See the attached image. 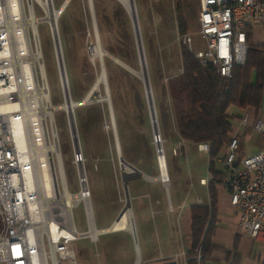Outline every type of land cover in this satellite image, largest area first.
<instances>
[{"label":"rangeland","instance_id":"374dc122","mask_svg":"<svg viewBox=\"0 0 264 264\" xmlns=\"http://www.w3.org/2000/svg\"><path fill=\"white\" fill-rule=\"evenodd\" d=\"M64 1L50 0L52 8L58 11L56 36L50 24L43 19L44 11L34 0L33 15L37 23L34 29L29 27L28 31L30 45L40 51L36 73L40 84L44 77L47 87L44 101L55 108L51 117H44V131L45 138L56 145L51 158L59 190H62V174L66 189L77 193L78 171L81 168L89 192L86 201L90 215L95 228H100L110 225L125 206L124 176H127L130 217L134 227L138 208H147L153 214L154 207H166L171 211V204L176 208L179 203L183 206L178 209L180 215L186 214L176 222L177 215L173 212V221L177 225L175 235L186 249L189 244L188 207L208 200L207 186L201 185L199 178L208 177L209 159L208 153L199 151L196 143L180 139L169 83L181 70V46L189 50L181 37L186 35L191 38L194 51L205 47L198 35V0H179V9L176 0H133L160 138L157 147L143 82L114 61L117 59L129 68L140 70L127 10L118 0H69L61 8ZM25 14H29L27 6ZM178 16L187 23L183 34L178 31ZM97 43L103 54L101 58H92L90 52ZM102 72L104 77L98 89V98L85 102L86 95ZM66 93L74 103H83L73 107L76 140L71 133L66 110L57 108L64 102ZM105 93H108L109 104L102 100ZM116 146L127 163L150 178L157 177L159 173L157 149L162 150L167 165V182L150 181L137 174H122ZM261 146H264L263 136L252 130L243 138L237 153L252 154ZM75 153L81 154L78 162L75 161ZM215 165L218 167L217 163ZM149 211L146 215L142 214L146 217L145 221L148 220L147 228L141 232L138 229L142 257L146 255V249L152 248L145 241L156 240ZM71 213L76 231L85 233L88 224L83 202H78ZM224 228L226 230L228 226L224 225ZM240 234L237 248L242 251L245 264H264V244L255 241L250 244V240ZM115 235V232H106L95 239L88 235L78 238L73 243L76 264H98L103 260L109 264L122 262L126 255L125 241ZM184 261L182 258V264Z\"/></svg>","mask_w":264,"mask_h":264},{"label":"built area","instance_id":"2783aa9c","mask_svg":"<svg viewBox=\"0 0 264 264\" xmlns=\"http://www.w3.org/2000/svg\"><path fill=\"white\" fill-rule=\"evenodd\" d=\"M34 1L43 10L41 4ZM26 6L34 16L33 0H20L24 14ZM7 9V0H0V264H76L73 243L87 235L88 230L85 233L76 231L71 213L73 207L65 215L53 201L41 209V220H33L28 206L27 195L30 187L33 189L32 180L27 181V178L31 179L32 155L24 141L23 132L27 126L17 99L19 91L15 83L18 81L15 79L19 64L9 52L13 37ZM262 23L264 0H198V35L205 47L194 51L191 38L186 35L181 41L199 63L212 65L220 76L228 78L233 69L229 68V59H236V65L244 63L249 28ZM7 103H16L17 107L12 111L5 110L3 106ZM247 119L248 113L243 112L227 143L226 152L216 159V163L224 173L221 184L236 210L238 228L252 241L264 244V146L252 154L237 153V133L240 127L247 125ZM252 129L264 139V119H256ZM159 139V135H154V143ZM196 147L207 153L210 149L206 142H200ZM80 160L81 154L75 153V161ZM78 174L79 190L75 194L80 198L76 204L82 201L85 205L89 195L86 178L83 172L78 171ZM60 179L63 191L66 187L62 174ZM55 181L60 191L57 178ZM210 181H215L211 174L200 179L199 183L207 186ZM85 214L89 229L94 222L86 205ZM45 218L50 221L46 222ZM51 222L58 229L56 233L48 225ZM40 226L44 230L35 236ZM57 233H69V241L57 240ZM200 257L198 249L194 258L198 262Z\"/></svg>","mask_w":264,"mask_h":264},{"label":"trees","instance_id":"16d2710c","mask_svg":"<svg viewBox=\"0 0 264 264\" xmlns=\"http://www.w3.org/2000/svg\"><path fill=\"white\" fill-rule=\"evenodd\" d=\"M176 5L179 9V0ZM177 23L180 34L185 33L186 20L178 16ZM180 57L182 72L169 83L176 129L182 140L210 145L207 170L215 179L207 185L209 204L189 206L186 264H211L215 262L212 253L217 248L213 243L217 223L216 186L221 185L224 176L215 165L216 159L225 153L233 125L242 115L238 111L248 113L247 125L242 133H237L239 146L253 130V122L264 119V43L252 44L248 32L245 61L242 65L235 64L228 78L220 76L212 65L199 63L184 46L180 48ZM198 249L201 257L197 262L194 257ZM226 261L237 264L238 255L230 253Z\"/></svg>","mask_w":264,"mask_h":264},{"label":"bare ground","instance_id":"6f19581e","mask_svg":"<svg viewBox=\"0 0 264 264\" xmlns=\"http://www.w3.org/2000/svg\"><path fill=\"white\" fill-rule=\"evenodd\" d=\"M37 1L41 4L45 13L43 19L50 24L52 32L56 36L57 33L55 24L58 16V11L52 8L50 0ZM68 1L69 0H65L63 4H65V2L67 3ZM118 1L125 7L131 19L136 18L132 0ZM63 4L61 5V8H63ZM7 5L8 9L6 10V13L9 22V30L13 37V43L11 45V49H9V52L16 64H19V71L17 72L18 77L17 79H15V82H18L15 84L17 86V90L19 91L17 93L19 107L22 109L23 117L25 118V124L27 126L26 130L23 132L24 141L31 150V155L33 156L32 162L30 164L31 179L27 178V181L30 182V180H32L33 182V189L30 187V193L27 195L28 206L31 214H33V220L35 218L41 220V209H43L45 205L53 203V201L57 202L56 206H58L59 210H61L63 214L68 215L69 210L75 206L76 202L79 200L78 198H80V195L70 193L66 189H64L63 191H58L56 186V177L55 172L53 170V163L51 158V154L56 150V145L55 143H51V141L45 138L44 131V117H51V112L55 108L48 101H44V98H47V87L44 81V77H42L43 83H41V85L36 73V63L39 61L40 51L37 47L33 49V47L30 45V37L28 32L29 27L33 29L36 27L37 18L32 16L30 13L28 15L24 14V11H22L20 7V0H7ZM135 34L137 35V37L139 36L137 23H135ZM141 52L142 49L140 47L139 53L142 55ZM90 54L92 58H101V54H103V51L99 47L98 43L92 47ZM114 61L127 68L132 74L139 77L142 82L145 81L146 68L144 64L141 65L139 71H136L132 68L125 66L122 62L118 61L117 59H114ZM235 64L236 59H229V68H233ZM103 77L104 75L102 72L93 84L91 91L86 95L89 100H94L98 98V89L100 84L103 82ZM65 98L66 99H64V102L57 108L68 110L70 106H73L74 102L71 100L68 94L65 95ZM102 100L107 101V97L103 96ZM16 107V103H7L3 106V109L12 111ZM154 124H156V116ZM158 142H156L157 145ZM157 156L159 171L157 175L158 180L165 184L168 179V173L163 151L160 150ZM122 169L124 175L138 174L137 170L128 168L125 164H122ZM82 172L83 171L80 168L79 173L81 174ZM151 178L152 180H155L156 177ZM82 186L84 185L82 184ZM85 205L86 210L89 211L90 207L89 204H87V201ZM130 212L131 211L126 206H124L121 209V214L118 217V220H113L111 228L114 231H130L132 229L129 223ZM45 221L49 222L50 220L45 218ZM48 225L51 227V230H55L56 233L58 229L55 223L51 222ZM109 229L110 228L108 227L103 230H98L91 223L87 235L90 236L92 239H95L99 233ZM43 230L44 227L40 226L39 228H37L35 236L40 235ZM56 237L57 240L69 241V233H57V236H55V238ZM38 252L40 254V250H38ZM133 264H140L138 245L136 249V257L134 259Z\"/></svg>","mask_w":264,"mask_h":264},{"label":"crops","instance_id":"0c3cea01","mask_svg":"<svg viewBox=\"0 0 264 264\" xmlns=\"http://www.w3.org/2000/svg\"><path fill=\"white\" fill-rule=\"evenodd\" d=\"M248 32H249V41L252 44L264 43V23H262L261 25H255L250 27ZM238 113L243 114V111H238ZM235 124L236 126L233 125L234 130L238 126V121L235 122ZM240 130L241 127L239 128L238 131L240 132ZM225 152H226V148H225ZM202 178L203 177L199 178V180ZM148 180L157 181L151 179ZM167 194H168V190H167ZM207 195H208V190H207ZM208 204H209V197L205 203H201V205H208ZM170 207L172 208L171 211H168L166 207H164L163 209L154 207V209L152 210L153 214H151L149 209L147 208L145 209L141 207L137 209L136 211L137 215L135 216V225H136L135 236H136L138 251L140 256V264H182V258L186 260V253L189 249V244L187 248L184 249V247L181 246L182 245L181 239L177 235H175V230L177 227L176 222H178V218L180 219L184 214H186V212L181 213L180 215L178 209H181L183 206H180L179 203L176 204V208L173 206V204H171ZM216 210H217L216 213L217 223L213 235V243L217 246V248L212 253L213 260L216 262H212L211 264H229V262L226 261V258L230 253L231 256L234 253L238 255L237 264H245L246 261H243V258L241 257L242 251L241 250L238 251L237 248V239L240 238L241 235L240 233H242L246 236L247 238L246 240L248 239L250 240V244L253 241L244 232L239 231L236 225L238 220L236 218V210L230 204L228 194L222 184L216 186ZM146 211H149L151 216L150 218L153 220L152 228L156 233V240L145 241L146 245L151 244L152 248L151 250L146 249V255L142 257L141 244H140L141 240H140V236L138 235V229L139 232H141V230L143 231L144 229L147 228L148 220L146 222L145 221L146 217H142L143 213L145 215L147 214ZM188 211H189V207H188ZM173 212H175L177 215L176 222L173 221V214H174ZM111 224L112 222L110 223V225ZM110 225L96 229L103 230L108 228ZM224 225H227L228 229L225 230ZM104 231H102L99 234L106 232H115L117 233V235H115L116 237L123 238L124 240L123 239L120 240L125 241L124 250L126 251V255L123 258L122 262L118 261L116 264H132L134 258L136 257V251L134 248L132 237L129 234L130 232L126 230H117V231L104 230ZM188 242H189V237H188ZM103 262L98 261V264H109L108 262H104V263ZM184 264H186V261H184Z\"/></svg>","mask_w":264,"mask_h":264},{"label":"water","instance_id":"95a60500","mask_svg":"<svg viewBox=\"0 0 264 264\" xmlns=\"http://www.w3.org/2000/svg\"><path fill=\"white\" fill-rule=\"evenodd\" d=\"M132 3H133V0H132ZM65 4H66V2H65ZM65 4H63V7L65 6ZM130 19H131V17H130ZM131 23H132V28H133L134 36H135V43H136V47H137V51H138V57H139L140 67L143 64L145 66L143 51L141 52L142 55L139 54V48L141 47V49H142L140 36L137 37V35L135 34V23H137V19L136 18H134V19L132 18L131 19ZM139 43H140V45H139ZM98 45H99V43H98ZM99 47H100V45H99ZM143 86H144V91H145V96H146V102H147L149 117H150V121H151V125H152V131H153L154 135H157L158 128H157V125L154 124V121H155V110H154V107H153L154 106L153 105V98H152V95H151L150 83H149V79H148L147 73H146L145 81H143ZM105 96L107 97V103L109 104L108 93H105ZM64 99H66V98H64ZM84 100H85V102L92 101V100H89L87 97H85ZM81 104H83V103H77V104L74 103L73 106H70V108L68 110H66V114H67V117H68V120H69L70 130H71V133H72V135H73V137H74L75 140L77 139L76 138L77 133H76V124H75V120H74V114H73V107L76 106V105H81ZM155 146H156V142H155ZM116 151H117V156H118V160H119V163H120L121 167H122V164H125L128 168L137 170L131 164L127 163L121 157L118 146H116ZM157 151H159V149H157ZM137 172H138L137 176H139V177L140 176L141 177H146V178L152 180V178H150V177L142 176L144 174H142L140 171L137 170ZM125 177L127 179V176H124V182H125L124 183L125 206L130 210V206H129V195L127 193V180L125 179ZM155 180H158V176L155 178ZM120 214H121V211L119 212V214L117 215V217L115 218V220H118V217L120 216ZM129 223H130L132 229L130 231L129 230L128 231L131 234V237H132V240H133V243H134V248H135V251H136V249H137V240H136V236H135L134 222H133V219L131 217H130ZM111 225L109 226V228H110L109 230L110 231H114L111 228Z\"/></svg>","mask_w":264,"mask_h":264}]
</instances>
